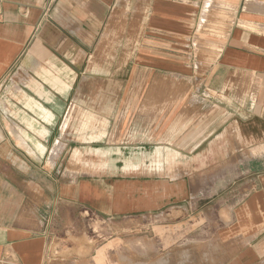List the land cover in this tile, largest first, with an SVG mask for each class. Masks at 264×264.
Returning a JSON list of instances; mask_svg holds the SVG:
<instances>
[{
	"label": "crops",
	"instance_id": "crops-1",
	"mask_svg": "<svg viewBox=\"0 0 264 264\" xmlns=\"http://www.w3.org/2000/svg\"><path fill=\"white\" fill-rule=\"evenodd\" d=\"M210 6L228 17L212 15L220 32L201 35L198 20ZM105 33L125 40V65L131 72L138 58L140 77H100L90 61ZM16 74L26 84L12 86ZM89 81L98 89L145 87L147 109L132 116L139 126L114 134L118 145L103 147L101 131L83 136L98 144L90 173L54 176L61 142L52 123L66 109L68 127ZM169 82L176 109L166 113L157 108L170 97ZM93 121L84 116L81 130ZM261 123L264 0H0V264L100 262V247H86L83 234L71 244L68 222L56 233L54 205L66 218L78 205L138 223L171 204L176 264H264ZM199 199L219 203L211 234L195 228L197 219L213 220L209 207L181 205Z\"/></svg>",
	"mask_w": 264,
	"mask_h": 264
},
{
	"label": "rangeland",
	"instance_id": "rangeland-1",
	"mask_svg": "<svg viewBox=\"0 0 264 264\" xmlns=\"http://www.w3.org/2000/svg\"><path fill=\"white\" fill-rule=\"evenodd\" d=\"M212 15H217L218 17L227 16L222 12H215V7L213 6L205 8L198 20V30L201 35L204 33L218 34L220 32V27H217L216 23L212 22ZM124 43L125 40L109 39L107 33L98 42L97 54L93 56L95 59H91L90 64L92 65V62L97 60L98 64H100L99 73L101 78H111L114 77V74L120 80L140 77V72L135 70L138 58H133V69L131 72L129 64L127 67L125 65L129 56L123 53ZM196 46L198 49L201 48L198 40L196 41ZM112 67L113 70H110ZM88 78L92 77L88 76ZM151 78L152 74L150 73L149 79ZM163 78L168 81H175L176 79L171 75H165ZM23 83L26 84L24 75L16 74V77L13 78L12 86H20ZM87 85L80 88L79 94L81 96L77 98L78 102L73 103V111L68 127L62 130L66 109L62 116L56 118L52 123L54 140L58 139L61 142L60 150L52 161L54 176L59 175L61 177L62 174L63 176L64 174L70 176L76 172H79V174L90 173L92 166L89 164L94 153L92 147L98 144H94V140H83V136L94 132L100 133L101 131L103 134L99 140L102 142L101 145L103 147L118 145V137L114 134L117 131H127L132 127L139 126L140 120L133 119L132 116H137L138 112L147 109L146 102H142L147 89L145 87L132 88L125 86L124 82L118 83L116 87L105 85L99 89L92 85V81H89ZM98 90L99 92H97ZM165 90L170 97H166L165 102L157 109L169 113L176 109V98L174 97L176 95V85L170 83V85L165 87ZM63 105L65 106L66 104L64 103ZM149 109H156V107H151V104H149ZM99 114L102 118H98ZM86 115L90 116L92 121H94L89 128L81 130L84 116ZM104 116H111V118H104ZM170 120L165 121L168 122ZM252 131V127H245L247 135H250ZM259 132V142L263 147L260 154L259 170L264 172V123L260 124ZM76 150H80L84 154L78 155ZM245 153L246 157L253 155L252 150ZM189 201L193 206L209 207L212 210L213 214L211 217L213 220L211 222H203L202 219H197L195 222L197 224L195 228L199 226V229L211 234L213 229L221 223L216 212V207L219 206V203L212 199H199L188 200L181 205H189ZM71 206L73 205H70L69 214L66 218L65 215L55 212L57 207L54 205L52 217L54 227L58 229L56 233L59 234L61 225L68 222L69 239L73 241L71 244L76 243L74 235L83 234L86 247L88 245H94L95 248L100 247V262L96 264H176V254L173 252V245H176V215L167 214L176 210V204H171L164 209L165 214L159 218L151 215L138 223L133 216L124 214L106 216L91 213L86 209L84 210L82 206ZM202 217L204 218V216ZM142 225L143 228L141 227ZM141 237H144L148 242V256L141 255ZM143 249L146 250V246Z\"/></svg>",
	"mask_w": 264,
	"mask_h": 264
}]
</instances>
